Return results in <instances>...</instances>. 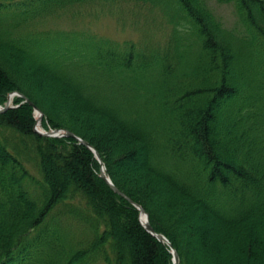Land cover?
Here are the masks:
<instances>
[{
    "label": "trees",
    "instance_id": "16d2710c",
    "mask_svg": "<svg viewBox=\"0 0 264 264\" xmlns=\"http://www.w3.org/2000/svg\"><path fill=\"white\" fill-rule=\"evenodd\" d=\"M143 8L163 41L72 26ZM12 91L95 147L178 264H264V0H0V105ZM34 123L0 112V264H173L93 153Z\"/></svg>",
    "mask_w": 264,
    "mask_h": 264
},
{
    "label": "rangeland",
    "instance_id": "374dc122",
    "mask_svg": "<svg viewBox=\"0 0 264 264\" xmlns=\"http://www.w3.org/2000/svg\"><path fill=\"white\" fill-rule=\"evenodd\" d=\"M210 4L213 7L214 12L223 20L226 26L236 27L234 25L237 16L229 3H217L211 1ZM133 14H135V17H138L137 27L133 25L131 26L130 24H126L125 26L117 25L114 22L113 16L111 15H101L98 19L92 18L91 20L87 18L78 17L80 19L74 20L72 26L87 29L89 31L98 33L99 35L106 36L112 39H117L120 41L123 39H130L136 42L145 41L148 38H150L152 41H163L166 34V30H164V27L162 28V26L158 25L163 24V21L160 17L156 16L155 11L149 12L148 9L143 8L141 11H136V13ZM140 17H142L141 20L143 21L145 19V23L143 25H140V23H142V21H140ZM54 22L59 23V26L65 27L67 25L66 22L70 21L64 16L63 18H60L59 20H56ZM54 22H49V24L54 26ZM146 26H151V28L147 27L148 29H145L144 27ZM14 97L16 96H13L11 101V104L13 106L18 105V103L24 102L23 98L22 100L15 102L13 101Z\"/></svg>",
    "mask_w": 264,
    "mask_h": 264
},
{
    "label": "water",
    "instance_id": "95a60500",
    "mask_svg": "<svg viewBox=\"0 0 264 264\" xmlns=\"http://www.w3.org/2000/svg\"><path fill=\"white\" fill-rule=\"evenodd\" d=\"M13 96L22 97L23 101L29 103L33 107L34 112L38 114L37 121H39L41 119L43 114H42L40 108L37 107L28 97H26L23 93H21L19 91H13V92H10L8 94L7 100L5 101L4 105H0V112L6 110L9 107H13V105L11 104V101H12L11 98ZM35 131L38 134H41L44 136H50V137H63V136L72 137L77 142L83 144L89 150H91L95 159L98 161V163L100 165L99 166V176L113 189L114 192H116L120 196L126 198L130 203H132L138 209L139 220H140V223L142 224V226L149 233H151L158 241L164 243L169 248V251L172 254L173 264H178L179 255H178L176 249L173 247L172 243L169 241V239L164 234L159 233L153 229V227L151 226L150 221H149V215L146 212V210L143 208V206L141 204H139L138 202L134 201L132 198L128 197L123 191H121L118 187H116V185H114L111 178L107 175V173L105 171V165L101 159L100 153L95 149V147L91 143H89L87 140L81 138L80 136H78L77 134H75L74 132H72L68 129L58 128V129H54V130H50V131H45V130L40 129V128H35Z\"/></svg>",
    "mask_w": 264,
    "mask_h": 264
},
{
    "label": "bare ground",
    "instance_id": "6f19581e",
    "mask_svg": "<svg viewBox=\"0 0 264 264\" xmlns=\"http://www.w3.org/2000/svg\"><path fill=\"white\" fill-rule=\"evenodd\" d=\"M26 96V95H25ZM27 97V96H26ZM13 98V97H12ZM12 98H11V100H12ZM33 114H34V119H35V123H34V131H35V128H40V129H43V130H45V131H50V130H54V129H58V128H45L43 125H42V119H43V115H42V117H41V119L39 120V121H37V119H38V114L37 113H35L34 111H33ZM63 129H65V128H63ZM36 132V131H35ZM37 133V132H36ZM38 134V133H37ZM76 134V133H75ZM41 135V134H40ZM78 135V134H77ZM44 136V135H43ZM79 136V135H78ZM47 137H50V136H47ZM82 138V137H81ZM91 151V150H90ZM92 152V151H91Z\"/></svg>",
    "mask_w": 264,
    "mask_h": 264
}]
</instances>
